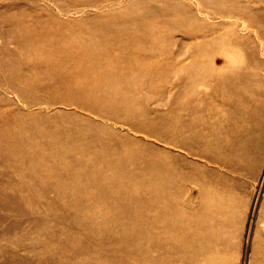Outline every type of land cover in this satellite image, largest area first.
<instances>
[{
    "label": "rangeland",
    "instance_id": "374dc122",
    "mask_svg": "<svg viewBox=\"0 0 264 264\" xmlns=\"http://www.w3.org/2000/svg\"><path fill=\"white\" fill-rule=\"evenodd\" d=\"M0 264H264V0H0Z\"/></svg>",
    "mask_w": 264,
    "mask_h": 264
},
{
    "label": "bare ground",
    "instance_id": "6f19581e",
    "mask_svg": "<svg viewBox=\"0 0 264 264\" xmlns=\"http://www.w3.org/2000/svg\"><path fill=\"white\" fill-rule=\"evenodd\" d=\"M218 18H219V17H218ZM220 18H221V16H220ZM243 26H244V25H243ZM244 27H245V26H244ZM39 37H40V36H39ZM40 38H41V37H40ZM38 39H39V38H38ZM111 42H112V41H111ZM117 42H118V41H117ZM119 42H120V41H119ZM113 44H114V43H113ZM53 47H54V46H53ZM111 48H112V47H111ZM120 48H121V47H120ZM128 48H129V47H128ZM56 50H57V49H56ZM88 50H89V49H88ZM120 50H121V49H120ZM97 51H98V50H97ZM78 52H79V51H78ZM92 52H93V51H92ZM109 52H110V51H109ZM127 52H128V51H127ZM98 53H99V52H98ZM122 54H123V53H122ZM126 54H127V53H126ZM88 55L90 56V54H88ZM93 55H94V54H93ZM93 55H91L92 58H94ZM95 55H96V54H95ZM133 55H134V54H133ZM78 57H79V58L76 57L75 59L72 58L73 60H72V59L70 60L71 62L68 63V66H69V68H73V69L76 70L77 75L79 74V75H78V76H79V79H80V76H81L82 79L84 78V79L87 80V77L91 78V77H90V74H89V76H87V74H88V71L92 69V68L88 67V66H91V67H92V65L89 64V63L91 62L92 59L90 60V62L88 61L89 63L85 62V59H87L88 56L84 55L83 52H80V53L78 54ZM103 57H104V56H103ZM135 57H136V56H135ZM96 58H97V57H96ZM128 58H129V57H128ZM76 59H77V60H76ZM79 59H81L80 61L83 60V62H80ZM88 59H90V58H88ZM123 59H124V58H123ZM62 60H63V59H62ZM100 61H101V60H100ZM100 61H99V62H100ZM64 62H65V61H64ZM64 62L62 61L61 63H64ZM92 62H93V61H92ZM92 62H91V63H92ZM128 63H129V62H128ZM94 66H95V65H94ZM71 71H72V70H71ZM73 71H74V70H73ZM140 71H141V70H140ZM148 71H149V70H148ZM81 72H82V73H81ZM89 72H90V71H89ZM119 72H120V71H119ZM138 72H139V71H138ZM109 74H110V73H109ZM140 74H141V73H140ZM120 76H121V75H120ZM66 77H67V76H66ZM70 77H71V76H70ZM73 77H75V76H73ZM76 77H77V76H76ZM76 77H75L73 80H68L69 83L75 82V79L78 78V77H77V78H76ZM118 77H119V76H118ZM125 77H126V76H125ZM92 78H93V77H92ZM104 78H105V77H104ZM123 78H124V77H123ZM61 79H62V78H61ZM67 79H68V78H67ZM124 79H125V78H124ZM101 80H102V79H101ZM65 81H66V80H65ZM80 81H81V80H80ZM133 82H134V81H133ZM60 83H61V82H60ZM66 83H67V82H66ZM69 83H68L67 85H66V84H64V85H66V87L68 88V85H70ZM98 84H101V82H99ZM72 85H73V84H72ZM72 85H70V86H72ZM86 85H88V84H86ZM102 85H103V84H102ZM204 85H205V86H208L207 88H210V89L213 90V88H214L213 86L216 85V84H214V81H213V82H211V83H204ZM87 87H88V86H87ZM87 87H86V88H87ZM92 87H93V86H92ZM92 87H89V88L91 89ZM101 87H102V86H101ZM71 88H72V87H71ZM82 88H83V87H82ZM89 88H88V89H89ZM99 88H100V87H99ZM94 89H95V88H94ZM96 89H97V88H96ZM96 89H95V90H96ZM91 90H93V89H91ZM108 99H109V98H108ZM108 99H107V100H108ZM42 100H43V99H42ZM114 103H115V102H114ZM114 103H113V104H114ZM108 107H109V106H108ZM108 107H107V108H108ZM116 108H117V107H116ZM106 111H107V110H106ZM108 111H110V110H108ZM110 114H111V113H110ZM187 116H188V115H187ZM112 119H113V118H112ZM112 119H111V120H112ZM120 121H121V120H120ZM124 122H125V121H124ZM130 122H131V121H130ZM149 128H150V127H149ZM132 129H133V128H132ZM178 129H179V128H178ZM146 130H147V129H146ZM180 130H181V129H180ZM169 133H170V132H169ZM182 133H183V132H182ZM183 134H184V133H183ZM160 138H161V136H160ZM162 138H163V137H162ZM162 138H161L160 140H162ZM167 141H168V140H167ZM164 142H165V141H164ZM167 143H168V142H167ZM171 146H172V145H171ZM133 155L135 156V153H133ZM136 155H137V154H136ZM140 156H141V155H140ZM153 156H154V155H153ZM170 156H171V155H170ZM186 156H187V155H186ZM157 159H158V158H157ZM154 160H155V159H154L152 156L149 157V161H150V162H153ZM159 163H160V162H159ZM152 164H153V163H152ZM162 165H163V164H162ZM173 169H174V168H173ZM169 171H170V170H169ZM181 172H182V171H181Z\"/></svg>",
    "mask_w": 264,
    "mask_h": 264
}]
</instances>
